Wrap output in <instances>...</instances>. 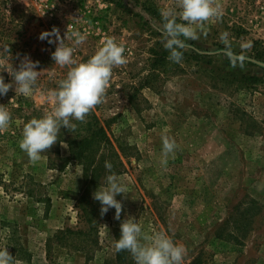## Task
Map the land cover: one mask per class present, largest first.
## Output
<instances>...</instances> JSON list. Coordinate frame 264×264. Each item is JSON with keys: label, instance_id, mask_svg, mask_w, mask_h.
Returning <instances> with one entry per match:
<instances>
[{"label": "rangeland", "instance_id": "1", "mask_svg": "<svg viewBox=\"0 0 264 264\" xmlns=\"http://www.w3.org/2000/svg\"><path fill=\"white\" fill-rule=\"evenodd\" d=\"M214 3L222 16L194 25L199 38L186 39L174 62L161 10L187 23L180 0H0V75L13 84L0 96L12 115L0 132V247L20 264H136L115 247L129 217L142 236L163 231L184 245L182 264H264V0ZM53 27L69 31L77 62L113 37L127 63L113 67L85 120L62 127L32 161L20 148L23 127L52 110L46 94L72 67L56 64L57 45L39 39ZM74 31L86 34L81 45ZM25 58L43 70L27 96L12 75ZM94 117L110 144L78 162L68 139L89 133ZM164 137L176 141L172 152ZM111 173L126 185L119 220L93 197Z\"/></svg>", "mask_w": 264, "mask_h": 264}, {"label": "clouds", "instance_id": "2", "mask_svg": "<svg viewBox=\"0 0 264 264\" xmlns=\"http://www.w3.org/2000/svg\"><path fill=\"white\" fill-rule=\"evenodd\" d=\"M180 7L182 11L179 15L187 23L177 22L170 10H161V16L165 20L161 29L164 47L169 50V59L174 62L181 61L183 56L181 49L187 46L186 39L199 38L194 25H199L203 29L205 22L211 18H219L223 14L221 5L214 3V0H180ZM71 38L73 45H81L86 40V34L74 31ZM39 39L57 45L51 54L56 64L72 67L69 68L66 78L59 82V87L46 94L52 110L41 118H32L23 127L20 148L26 151L32 161L40 160L42 154L58 141L62 127L72 131L77 127L73 119L85 120L86 115L102 101L110 83L113 67L127 63L124 45L117 43L113 37L106 38L96 53L85 62H77L73 55L75 47L65 44L69 39V31L65 38L61 36L59 28L53 27L42 32ZM38 63L25 58L19 69L14 70L12 75L16 93L27 96L37 91V79L43 71L38 69ZM12 87L13 84L6 83L3 75H0V96L7 95ZM11 122L12 115L8 107L0 104V132L7 129ZM175 147L174 139L164 137L163 148L166 153L172 152ZM105 167L111 169L112 164L105 161ZM106 180L107 184L99 185L93 197L100 202L102 215L110 208H115V218L119 220L123 205L117 196L126 194V185L115 173L109 174ZM120 227L121 234L119 239L115 240V247L117 251L128 250L136 264H182L186 248L176 243L167 233L158 231L152 235L142 236V227L135 217L122 221ZM0 264L20 262L9 252L8 247H0Z\"/></svg>", "mask_w": 264, "mask_h": 264}, {"label": "trees", "instance_id": "3", "mask_svg": "<svg viewBox=\"0 0 264 264\" xmlns=\"http://www.w3.org/2000/svg\"><path fill=\"white\" fill-rule=\"evenodd\" d=\"M243 81L249 84H256L260 79L256 76H243ZM89 133L81 138L75 137L74 139H68L72 158L78 162L90 159L95 151L103 145L110 144V139L107 136L104 127L100 124L96 117L94 122L90 124Z\"/></svg>", "mask_w": 264, "mask_h": 264}]
</instances>
